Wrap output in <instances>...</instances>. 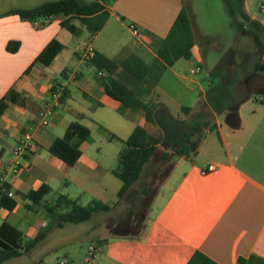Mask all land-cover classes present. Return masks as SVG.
<instances>
[{
    "label": "crops",
    "instance_id": "0c3cea01",
    "mask_svg": "<svg viewBox=\"0 0 264 264\" xmlns=\"http://www.w3.org/2000/svg\"><path fill=\"white\" fill-rule=\"evenodd\" d=\"M50 1L56 0H40L39 3H24L17 5V7L33 8ZM107 10L110 13V18L115 16V13L108 5ZM6 12L8 11L4 13ZM252 20L256 21L254 18ZM60 21V19H56L49 26L37 29L36 26L41 22L33 25L20 20L17 16L0 17V100L11 88H14L26 98L25 108L11 105L6 114L0 119V143H3L7 133L13 130L11 133V138L15 142L11 147L13 152L23 135L22 133L24 131L30 132L20 128L14 118L17 119L19 115L21 117L26 116L30 100L42 102V106L36 110L38 117L50 102L51 99L49 98L52 97L51 90L53 87L68 90L70 92V100L72 98L71 90L69 89L70 84L78 82L83 86L86 101L89 103L88 106L86 104L81 106L79 110L74 109L72 106L66 107L67 103L64 105L60 103L56 107L57 110L61 108L64 110L63 114L57 113V110L53 111V119L55 120L53 131L61 128L63 135L68 125L76 120L78 116L82 115L84 117L83 120H85L90 117V114L97 113L98 107H94V110L92 109L94 106L93 102L101 104L100 108L110 105L121 109L117 101L108 97L104 90L97 89L98 85L90 78L85 77L84 68H81L87 61L83 59V54L88 49L101 52L109 57L105 51L89 45H86L83 50L80 48L76 50L73 54V62L77 63L79 68L77 72L67 68L72 59L69 58L68 60L66 58L65 51L57 57L50 68L34 64L46 45L54 38L58 39L60 31H62ZM256 22L260 23V27L264 28V21ZM83 36L87 37V34ZM143 38L145 41H140V44L144 51L156 58L155 49L160 42L155 47H152L148 43L151 42L152 37L149 39ZM10 41L21 43L19 51L15 54H11L6 50ZM261 54L263 57L259 61L264 60V54L262 52ZM243 55L244 53L241 50H236L229 62V72L232 76L231 86L237 88L242 82L241 78L246 77L252 70L254 63V58L252 62L246 60V63H244L242 61ZM203 57L197 42L193 48L191 60L196 61L197 65H199L202 63ZM255 60L258 61V57ZM181 61L169 68L167 73H171L176 80L181 84L183 83V88H180L178 93H174L169 88L168 83L165 82L167 80H165L164 76L155 95L157 102L161 104L158 110L163 109L169 117L174 116L170 114L164 98L170 99L178 107L177 109L180 111L178 118H181L183 114L182 107H186L184 105L185 99L194 93L192 84L197 83L195 81H191V84L184 83L179 71L182 69V66H179ZM58 63L61 65L58 72L62 76V81L57 79L58 72H52V69ZM31 66L32 69L27 74L26 71ZM213 70L211 75L224 72L223 68L216 71V67H214ZM115 77L131 88L135 89L138 86L137 82L127 75L123 69H119ZM224 77L222 76V78ZM206 98L207 94L203 96L201 101H206ZM255 99L256 107L249 109H247V105H250L249 103L253 101L252 96L236 108L228 107L227 103L225 104L221 100L223 103V106L220 105L222 111L218 115L214 114L217 118L214 133L218 135L220 143V150L216 153L218 156L206 161H200L198 159V150L195 156L190 158L182 157L175 165L178 173H171L162 184V189L154 197L156 212L153 211V205L149 215V212H138L136 213L137 217L132 216L140 222V225L132 233L128 231L120 235L108 233L107 231L110 227L106 223L107 217L100 216V214L95 215L89 222L80 224L88 225L90 222L93 223L83 228L81 233L85 235L84 240H90V242L96 244L95 246H97L99 252L105 245L106 249L110 250V255L101 254L100 260H97V257L95 258L98 264H103V261L107 264H188L197 251L208 256L217 264H241L239 262L240 259H249L252 255L264 258V99L260 96ZM195 108H192V111ZM19 111H23L21 112L22 114ZM122 111L123 114L121 115L128 124H122L121 131L123 134L121 133L120 138L126 140L131 135H129V110ZM137 118L138 120L140 119L139 116ZM34 123L37 122L34 121ZM83 124L89 127L87 124ZM135 128L136 125L133 127L132 132ZM8 136L10 135L8 134ZM32 137L31 146L19 159V172L11 180L10 178L8 179V176L4 177V181L10 183L11 192L14 194L13 198L18 203L14 211L0 210V215H3L6 220L4 222L21 229L28 238H35L40 229L48 227L47 218L49 217L45 209L34 206L32 202L21 198L18 193L28 194L30 191L39 189L44 184L49 185L54 190L52 187V175L58 172L70 175L73 171H77L83 177L95 182L97 187H103L105 191H110L111 195H118L122 182L119 180L120 182L118 183L110 178L109 175H113L111 173L112 169H101L93 161L85 160L84 154L74 167L67 166L54 156V160H48L50 166L46 167L44 165L46 158H41L42 154H40L39 167H45L43 171L48 174L44 179L35 178L31 174L33 167V162H31L32 155L38 151L49 153L48 149L57 138L46 139L41 135L38 128H36ZM35 143L38 148L33 151ZM4 151V147L0 149V158ZM212 164L216 166V169L203 174L202 171ZM4 168H6L5 165L0 161L1 176L4 174L2 172ZM50 172H52V175ZM69 184L70 182L65 183V185ZM83 194H85V191H82L81 195ZM81 195L75 199H79L81 202ZM127 198L128 196L120 203L116 201L117 205L106 214L117 213L116 209L126 207ZM97 200L106 203L110 202L106 201V199ZM126 218L129 219V214L126 215ZM111 219L114 218L111 217ZM115 226L112 225L111 228ZM53 227L55 228L56 226ZM53 227L49 230L46 240L38 249L46 246L47 242L50 241ZM150 232L153 233L152 241L145 239ZM99 241H106V243L97 245ZM56 244L50 247L47 246V248L53 247L57 249L60 244ZM38 249L34 252L38 251ZM24 255L28 254H23L21 257ZM68 260L70 263L69 258ZM37 262L45 264L43 259H39Z\"/></svg>",
    "mask_w": 264,
    "mask_h": 264
},
{
    "label": "rangeland",
    "instance_id": "374dc122",
    "mask_svg": "<svg viewBox=\"0 0 264 264\" xmlns=\"http://www.w3.org/2000/svg\"><path fill=\"white\" fill-rule=\"evenodd\" d=\"M40 0H0V14L5 11L18 8L17 5L24 3H39ZM110 9L115 13L114 17H111L108 24L105 25L103 30L93 38L87 34L86 36L75 38L68 31H60L58 37L65 46L66 58H71L69 70L77 72L79 68L77 63L73 62V54L76 50L84 49L86 45L94 46L97 49L105 51L111 59H115L117 55H120L123 50L129 53L139 55L148 63L152 62L153 57L144 51L140 41H145V38H151L149 45L155 47L157 43L161 42L168 34L176 16L179 12L185 8L189 13L191 23L196 35V40L203 53V61L197 65L194 60H182L179 66L182 69L179 70L184 83H190L195 81L197 83L192 84L194 87V93L191 96H187L185 99V106L195 108L189 114H182L181 118L178 107L171 102L170 99L164 98L165 103L169 107L170 114L174 117H169L165 111L157 110L156 121L158 130L163 133L164 141L160 146L156 154L154 155L151 162L145 167L140 180L132 187L128 193L126 201V207L123 209H116L117 213L100 214V216H106L108 233L114 235H120L125 231L132 233L135 228L140 225L138 222L136 213H151L154 205V212H156L155 196L162 189V184L168 177L173 174H177L176 163L181 159L180 156L176 155L172 149L173 140L179 135L180 128L192 129L194 121H207L208 127L202 129V134L194 140L193 150H199L198 159L200 161H206L211 158L218 156L216 154L220 150L219 138L214 131H211L217 123V118L214 114L218 113L214 110L211 102H214L218 106V102L223 100L225 96V102L229 103L230 87L232 84V76L229 72V62L231 57L236 50H241L244 55L242 61L246 63V60L252 62L263 57L260 52L259 46L256 39L244 32L241 24H251L252 18L256 21H264V12L261 10V6L264 5V0H104ZM230 5V8H229ZM132 24L137 25L143 36L138 38L133 35L130 28ZM252 26V25H251ZM247 52V54H246ZM260 55V56H259ZM78 62V61H76ZM61 65L58 63L52 69L53 73L60 70ZM77 67V68H76ZM199 67L201 72L192 75L191 69ZM223 68L222 73L224 78L220 76L211 75V72ZM84 68V75L86 78H90L97 84V89L103 90L100 86L98 76L92 67L82 65ZM227 75V77H226ZM165 82L168 83L169 88L174 92L178 93L180 88H183L181 84L176 80L171 73L165 74ZM58 81H62V76L57 73ZM213 83V84H212ZM69 89L71 90V99L66 100V107L72 106L74 109H81V106L85 104L88 106L89 103L86 101L84 95V88L78 82H72ZM207 94L206 101H201L203 96ZM223 97V98H222ZM253 95L247 109L256 107V98ZM259 97V96H258ZM264 99V96H260ZM51 99V98H49ZM201 102V103H200ZM42 106V102H35L34 100L29 101V107L25 117L17 116L16 122L20 128H24L33 134L38 128L41 135L46 139L52 140L53 138H61V128L57 131L55 128V120L53 114L47 117L49 125L47 127L38 126L40 121L39 116L37 117V108ZM121 109L114 108L112 106L98 107L96 114H90L88 119L82 120L89 126L92 132V141L87 143L83 147L85 160L93 161L96 165H99L101 169H114L117 165V158L120 151L123 148V142L120 138L122 135L121 127L124 124H128L122 117L123 114L122 106L119 104ZM57 108L54 110L56 111ZM63 108L58 109L56 112L63 114ZM244 110V109H243ZM20 113L23 111H19ZM10 114V113H8ZM18 114V113H17ZM22 114V113H21ZM9 116V115H7ZM137 116L140 117L138 120ZM37 122V123H34ZM136 122V123H135ZM123 124V125H122ZM143 116L138 111L129 110V135L132 132L133 127L136 125H142ZM105 128V129H103ZM10 130L3 143H0V149L5 148L4 154L0 158V161L5 165L3 173L8 176L10 180L17 173H7V169L13 165L14 161L17 160L12 146L14 140L11 138ZM118 136L119 140H110L109 133ZM122 133V134H121ZM8 134L10 136H8ZM11 138V139H10ZM38 145L34 144L33 151H36ZM38 151L32 155L31 162L33 167L31 174L37 179H44L47 176L44 168H40V157L46 158L44 165L49 167V159L54 160L53 156L47 152ZM167 152L170 154V158L167 162L162 161V155ZM197 161L196 159H194ZM163 166V171L157 174L158 168ZM175 167V168H174ZM76 173V174H75ZM52 175V172H50ZM154 175V178L152 176ZM52 187L54 188L53 193L48 197L49 200H55L58 195H66L71 199H75L85 191V194L81 195V204L87 205L93 199H106L109 203H115L117 201V195H111L110 191H105L103 187H97L95 182L83 177L77 171H73L70 175L66 173L61 174L58 172L53 175ZM115 182H120L119 179L113 175H109ZM66 179V180H65ZM70 182L69 185H65L66 182ZM150 185V195L144 196L145 188ZM150 196V198H149ZM105 197V198H102ZM143 198V199H142ZM154 198V199H152ZM151 209V210H150ZM123 210V211H122ZM129 214V219L126 215ZM134 216V217H132ZM105 217V218H106ZM114 218V219H111ZM141 217V216H138ZM6 221L3 215H0V225ZM50 219L47 218V224L50 223ZM93 223H88L90 226ZM85 225H72L67 224L63 229L54 228L51 232V239L47 242L46 246L41 247L36 252H32L28 255H24L21 258L7 261L3 264H35L38 263L39 259H43L45 264H59L64 258L70 259L69 264H98L95 259H89L88 250L93 244L90 240H84L83 228L88 226ZM112 225H116L111 228ZM148 241H152L153 233L150 232L146 238ZM59 241V242H58ZM63 242V243H61ZM57 243V244H56ZM62 245L61 247L47 248L52 245ZM130 246V245H129ZM103 250H106L103 252ZM101 254L110 255V250L106 245L102 247L96 253L97 260H100ZM40 263V262H39ZM38 263V264H39ZM43 264V262H42ZM103 264H107L103 261Z\"/></svg>",
    "mask_w": 264,
    "mask_h": 264
},
{
    "label": "trees",
    "instance_id": "16d2710c",
    "mask_svg": "<svg viewBox=\"0 0 264 264\" xmlns=\"http://www.w3.org/2000/svg\"><path fill=\"white\" fill-rule=\"evenodd\" d=\"M104 0H56L46 2L33 8H15L0 17L17 16L20 20L35 25L41 22L37 29L49 26L54 20L60 19L62 30L68 31L73 37L80 38L88 34L90 38L99 34L107 24L110 13ZM230 8V5H229ZM252 25V26H251ZM241 29L256 39L260 52L264 54V28L260 23L251 20V24H241ZM197 43L189 13L183 8L176 16L166 37L156 47V58L148 63L139 55L123 50L115 59H111L101 52L93 51V56L85 65L92 67L100 76L99 83L108 97L117 101L123 110L138 111L143 116L142 125H137L126 140H122L123 148L117 158V165L111 173L122 182V187L117 195V203L122 202L140 180L145 167L151 162L154 155L163 144L164 136L157 128L156 112L161 106L157 102L156 94L160 81L180 60H191L193 48ZM21 43L10 41L6 50L11 54L19 51ZM66 49V46L54 38L46 45L34 64H40L50 68L55 60ZM78 54V52H77ZM32 66L26 71L28 74ZM123 69L138 84L137 88H131L115 77L116 72ZM214 76L222 77L217 73ZM240 86L230 87L229 103H224L230 108H236L245 103L251 96H264V60L254 61L252 70L241 78ZM57 91L53 87L51 95ZM208 97V96H207ZM70 98V92L63 90L60 103L65 104ZM223 98V97H222ZM225 100V96L223 98ZM211 105L217 113H221L222 101L218 106L212 101ZM94 107L101 104L93 102ZM11 105L26 107V98L23 94L11 88L0 100V119L6 114ZM191 107H182V112L189 115ZM84 117L78 116L65 130L63 137L53 141L48 152L69 167H74L83 157V147L92 141L91 129L82 123ZM208 127L206 121H194L192 129L180 128L179 135L172 142V149L178 156L190 158L197 154L193 150V143L201 136L202 129ZM105 129V128H103ZM106 130V129H105ZM216 130V125L211 131ZM24 131L22 134L24 135ZM109 133V132H108ZM110 140H119L118 136L109 133ZM170 154L165 152L162 161L167 162ZM163 166L158 168L157 174L163 171ZM154 175L152 178H154ZM0 175V210L14 211L17 201L10 197L11 185L1 181ZM151 186L144 190V196L150 195ZM53 193L49 185H42L39 189L28 194L18 193L24 200L32 202L36 207H43L50 218V223L45 229H40L35 238H28L21 229L3 222L0 226V264L17 259L23 254H29L37 250L46 240L49 230L56 226L63 228L67 224L80 225L89 222L95 215L108 213L117 203H106L97 199L87 205L80 203L79 199H71L66 195H58L55 200L48 197ZM143 199V198H142ZM106 241H99L97 245H103ZM241 264H264V258L252 255L249 259H240ZM39 264H42L41 262ZM188 264H217L201 252H195Z\"/></svg>",
    "mask_w": 264,
    "mask_h": 264
},
{
    "label": "built area",
    "instance_id": "2783aa9c",
    "mask_svg": "<svg viewBox=\"0 0 264 264\" xmlns=\"http://www.w3.org/2000/svg\"><path fill=\"white\" fill-rule=\"evenodd\" d=\"M261 10L264 12V5L261 6ZM133 35L141 38L143 36L142 31L139 27H137L135 24H132L130 26ZM93 56V50L88 49L84 54H83V59L84 60H89ZM201 72V69L198 67L196 69L191 70L192 75H196ZM63 89L58 88L57 91L52 95L50 102L47 104L46 108L40 113L39 118L40 121L38 123V126L40 127H47L49 125L47 121V117L50 116L53 111L56 109V107L59 106L60 104V97L62 96ZM33 142V137L30 132H26L24 135H22L21 139L19 140L15 150L14 154L15 157L17 158L16 161H14L13 165L10 166L9 169H7V173L9 174L10 172L12 173H18L19 172V167H20V161L19 159L27 152L29 147L31 146ZM216 169L215 165H209L207 169H204L202 171L203 174H207L208 172H212ZM7 175L3 174L1 181H4V177ZM10 197H14V194L10 192L9 194ZM98 251L97 246H91L88 250V257L89 259H95L96 258V253ZM59 264H69V260L64 258L62 261L59 262Z\"/></svg>",
    "mask_w": 264,
    "mask_h": 264
}]
</instances>
